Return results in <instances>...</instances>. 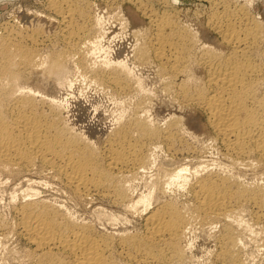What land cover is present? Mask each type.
I'll return each mask as SVG.
<instances>
[{
  "label": "bare ground",
  "instance_id": "6f19581e",
  "mask_svg": "<svg viewBox=\"0 0 264 264\" xmlns=\"http://www.w3.org/2000/svg\"><path fill=\"white\" fill-rule=\"evenodd\" d=\"M64 1L50 0L49 2L52 8L61 14L63 40L71 49L76 47L80 51L83 48L81 46H86L92 36L91 38L86 36L88 27L78 25L77 20L74 21V16L78 14L83 17L87 11L84 9L85 5L79 8V2L75 4L76 6H72L73 3L70 6L67 1ZM244 1L246 4L242 2L244 6H240L241 3L224 2L220 12L210 14L211 17L207 22L217 35L215 41L206 42L202 39L199 44V33L186 35L187 30L186 33L180 32L184 29L175 28L170 22L173 18L167 21L166 18L170 15L163 13L167 16H163L165 19H157V17L152 19L155 31L147 41L154 59L158 62V67L160 66V70L167 73V77H164L175 85V96L178 101L185 106L192 105L191 108L196 107L203 113L204 125L209 128L212 140L215 139L222 144L224 149L222 154L226 153V159L229 158L233 163L240 161L248 168L255 166L264 174V20H261L257 12L253 11L257 0ZM170 25L171 27L165 30ZM175 25L177 26V23ZM39 40L41 39L37 38L35 32L28 29L23 31L20 28L9 29L0 35V171L14 176L32 171L38 166L42 173H49L50 177L59 181L61 186L71 196L78 197L77 199L85 200L100 196L120 203L125 201L126 189L123 184L125 185L124 182L127 180H123L122 184L121 174L124 172L133 173L132 176L135 173L138 174L140 168L143 170L147 161L150 162L147 159L150 147L146 148L150 143H145L148 139L161 137V140L163 139L169 146L175 138H178L176 136L183 134L175 135L176 128L173 130L174 123L180 120H176L178 119L176 117L162 129L152 125L150 123L152 121L149 122L146 117L134 114L116 126L101 149H94V146L91 147L89 143L90 140L87 141L88 139L84 138V135L81 137L78 132V135L73 134L74 131L72 133L63 123L59 102L42 90L45 87L44 84L39 82L30 85L28 83L30 75L34 72L53 77L57 83L63 82L67 71L66 63L69 60L74 62L71 59H76L73 55H76L74 53L78 51H68L67 48L63 50V47L56 52L48 50L49 53H47L44 48L45 50L42 51L47 53L44 54L40 52L41 49L39 51L41 47ZM63 45L66 46L64 42ZM85 58L80 56L78 61L75 60L74 65L84 72L88 71L91 75L88 76L93 77V80H107L121 89L126 87L117 72L122 74L124 70L122 64L106 61L105 63L112 64L113 68L100 69L86 66ZM83 63L86 67L82 66ZM42 75H37L38 80ZM37 78H35L36 81H38ZM170 83L165 84L170 86ZM39 87H42L41 90ZM200 123L195 125L198 130L201 127ZM176 124L178 125V122ZM207 134L205 133L206 136ZM237 164L241 166L239 162ZM173 166L175 167L172 169L169 167L171 170L164 171L162 177L158 178L160 180L155 181L153 190L157 188L158 192L166 194V189L172 184L178 183L184 186L187 184V167L183 164ZM189 169L192 168L189 167ZM207 170L206 172L203 170L205 173L200 174L197 173L196 168L191 170L193 178L190 180L189 189L187 188L191 195L189 197H192V203L190 200L189 205H187L188 201H183L184 204L181 205L165 197L149 209L151 198L148 194L136 197L132 203L128 202L131 203L130 209L140 206L136 207L137 203L141 204L139 210L144 213V227L139 235H134L132 231L130 232L132 234L116 231V235H113L115 232H112V235L96 232L94 227L88 224L89 222L77 221L73 218L74 216H71L72 213L69 214L63 209L62 205L54 203L57 199L52 203L41 196L38 197L39 188L30 186L34 185L33 182H30L31 184L22 191L24 194L22 193L23 196H21L25 198H21L16 208L14 207L16 225L13 230L32 247L31 252L27 253V259L33 264H120L123 261L125 264L128 262L183 264L182 260L187 254H185V244L181 245L184 243H181V239L185 236L186 230H190L195 224L209 229L212 225L219 223L222 231L220 230L221 233L219 232L217 236L218 247L214 251L216 252L212 260L214 262L211 263L245 264L243 260L246 256L241 259L243 252L239 251L242 241L235 232L240 230L241 233L247 228L243 227L247 222L242 221L244 224L240 225L242 222L238 216L241 213L240 210L244 209L243 206L248 205L252 209V220L259 224L261 246L259 248H261V260L264 264V184H256L254 181L252 182L255 184L242 183L235 178L239 177L238 174L231 176L233 171L228 175L213 172L211 169ZM26 184L28 183H25V186ZM126 188L128 190V187ZM17 190L20 189L17 188ZM97 210L96 212L99 211ZM139 210L136 212L138 213ZM248 226L250 228V224ZM239 252H242L241 256Z\"/></svg>",
  "mask_w": 264,
  "mask_h": 264
},
{
  "label": "rangeland",
  "instance_id": "374dc122",
  "mask_svg": "<svg viewBox=\"0 0 264 264\" xmlns=\"http://www.w3.org/2000/svg\"><path fill=\"white\" fill-rule=\"evenodd\" d=\"M49 1L0 0V35L4 32L6 33L9 29L20 28V30L22 29V31L28 29L29 31H34L37 35V38L41 39L39 40L41 44V47L39 48V51L41 49L40 52H44L42 51L45 50L44 48H46L47 53H49L50 50L52 52H56L57 50H62L63 47V50L67 48L68 51H78L77 53H74L76 55H73V57L76 59H71V61L74 60V62H69V60V63H66L67 71L65 72L63 82L57 83L53 77H48L44 74L42 75V73L39 72L37 73L42 75L40 76L41 79L38 80L39 74H37L36 72L31 74L28 79V83L30 85H35L39 82L40 84H44L43 86L45 87H41L42 90L46 93L48 92V95L53 96L56 102H59V110L62 114L61 118L62 120L64 119L63 123L69 127V130L72 133L74 131L73 134H76L78 132L80 133L81 137L84 135V138L88 139L87 141H91L89 142L91 147L94 146V149L97 148V150H99L105 145L107 141L106 139L110 137L112 131L116 128V126H118L120 122L122 123L127 120V118L132 117L134 114H139L143 117H146L149 122L152 121L150 122L152 125L159 126V128L162 129L164 128V126H166L167 123H169L171 120L176 119L177 117L178 119L176 120L180 121H177L178 125L176 124L177 122L174 123L175 126L173 130L176 128L174 130L176 132L175 135H177V133L178 135H180L181 133L183 134L180 135L181 137L176 136L178 138H175L173 141L174 143L171 142L169 146L164 142L163 139L161 140V137H159L160 139L157 137L145 141L146 144L150 143L146 146V148L150 147L147 153V155L149 154V158L147 156V159L150 160V162L147 161L148 166L146 164L143 167V170H141L142 168H140V171H138L139 175L135 173L132 176L133 173H128V175L125 172L122 173L123 175L121 174L120 177L123 176L124 179L123 177L120 178V182H122L123 184V180H127L124 182L125 185L123 184V187L125 186L124 189H126L125 191L127 199L125 198V201H121L122 204L119 201L118 203L117 200L113 199V202L112 199L108 197L104 198L100 196L92 197L94 198L93 200L92 198H86L85 200H80V198L77 199L78 197H75L73 195L71 196V194L66 189H64L63 186H61L59 181L50 177L49 173H42V171L40 170L41 168H38V166L37 168L34 167L35 170L32 169V171L23 172L14 176L10 174L7 175L5 172L0 171V236L2 235L0 237L1 264L3 262V264H33L29 259H27V253L31 252L32 247L21 235L14 231L16 225V209H14V207L16 208L17 204L21 201V198L24 194L22 191L26 189V187H28V185L32 182L35 186H30L35 187V189L39 188V194H37L38 197L41 196V198L43 197V199H46L47 201L52 203L57 199L54 203L62 205L63 209H65L66 212L68 211L69 214L72 213L71 216H74V219H77V221H84L87 223L89 222L88 224L90 226H93L94 228H92L95 229L96 232H101L104 234L108 233L107 235H109V233L112 235L114 232L115 233L113 235H116V231H119L120 233L125 232L128 234L133 233L134 235H139L141 234V232H143L144 213L139 210V207L141 208V204L137 203L136 207L138 205L140 206H138L137 208L131 207L134 210L130 209V204L134 202V200H136V197L138 198L139 196L148 194V197L151 198H149V201L151 202L149 203V209L154 207L159 200L164 199L165 197H167L168 199L170 198L171 200H174L181 205L184 204L185 201H188L187 205L191 204L192 197H189L191 195L190 193H188V187H190V180H192L193 178V174L191 175L193 171L191 172V170L195 168L198 174L204 172L205 170H207V168L208 170H213V172L217 171V173L228 175H230V173L232 174L233 171V174L231 176L234 177V175L238 174L239 177L235 178L242 183L255 184L254 182H256V184H264V174L262 171L260 172L261 169L255 166V168L251 167L252 169L248 168L242 162L238 161L241 164L240 166L237 164L238 162L233 163L229 158L226 159V153L224 152L225 155H223L224 153L222 154V152L224 151L222 144L215 139L212 140L213 138L211 137L209 128L204 125V115L198 108L194 106V108H191L192 105H182L178 101L175 96V85L168 81V78H166L167 73L160 70V66L158 67V62L154 59L152 52L150 51V46L148 47L149 42L147 41L152 35H154L153 32L155 31L152 19H156V17L157 19H165L164 17L166 15H170L169 18L166 16V20L168 19L167 21L173 18L170 22L171 24H173V26H175V28H181L180 30L184 29L180 32H187L186 35H192L191 33H199V44L202 39L206 42H210V40L211 42L215 41L217 35L209 27L207 22L208 18L211 17V15H213L214 13L220 12V10L223 8L222 4H225L226 2L230 1L231 4L241 3L240 6H244V0H222L223 2L221 0H217L218 2L215 0H75L76 3H74V0H65L69 3V5L73 3L72 6H76L79 2V8H82L85 5L84 9L85 11H87L84 15L85 17H81L78 14L74 16V21L76 22L77 20L78 25L88 27L86 36L89 38H91L92 36L91 40L86 43V46H81L83 47L81 48L83 50L80 49V51L79 49H76V47H73L71 49L68 44L65 43L66 41L63 40L62 35L64 34V30L61 28L62 25L60 23L62 20L61 14L56 12L52 8V5ZM214 2L217 6L214 4ZM242 2L244 4H242ZM255 2L256 3L254 5L253 11L257 12L256 14L259 15L260 19L262 18L261 20H264V0H257ZM162 13L166 15H163ZM159 16L162 17L160 18ZM175 23H177V26L175 25ZM180 25L184 27L182 28L180 27ZM186 25L188 28L186 27ZM169 27H171V25L167 26L165 30H168ZM63 42L64 44H66V46L63 45ZM44 45L46 46L44 47ZM195 46L197 49L198 45L196 44ZM45 52L44 54H47ZM84 55L86 56V58ZM80 56H83V58H85L84 63L86 62L85 65L88 67L94 66L100 69H112L113 65L105 63L106 61L122 64L124 67L122 74L119 71L117 72L120 74L121 80L126 87L124 89H121L117 86L115 87L112 82L107 80H93V77H90L91 75L88 71H85V73L84 71H82V69L80 70L74 65L75 60L78 61L77 59ZM84 63L82 64V66H85ZM35 78H37L38 81H36ZM165 83H170V86ZM164 84L165 86L167 85V88H172H168V90L164 86ZM199 123L201 124V127L199 129L201 131L195 128V125ZM78 133L76 135H78ZM205 133H209L207 134V136H209L207 137ZM207 138H209L210 141L209 139L207 140ZM184 139H186V141ZM211 140L213 141V143ZM193 142H195V144ZM209 142L211 145L209 144ZM183 143H187L188 146H185V144ZM207 143L210 145V147ZM204 144L206 147L203 146ZM186 148L188 149L186 150ZM192 150H195L194 153H196L194 154ZM229 163L230 165L234 164V166L231 167ZM181 164H183V166L187 167L188 169L186 172L188 180L185 186L179 185L178 183L172 184L169 188L166 189V194L163 193L164 195L161 194L160 191L158 192L157 188L156 190H153L155 188V185L153 184H155V181L160 180L158 178L162 177L161 175L164 174V171L168 169L171 170L175 167L173 165L181 166ZM235 164L237 167L235 166ZM193 166H195V168ZM197 166L201 167L199 168ZM218 166H220L221 168ZM189 167L192 169L190 170ZM226 171L228 173H226ZM260 173L262 175H259ZM35 179L39 180L36 181ZM37 182L39 183L37 184ZM25 183L28 184H26L25 186ZM126 187H128V190ZM17 188L20 190L18 191ZM128 191H130V194L127 195ZM24 198L25 197H23L22 199ZM130 199H132V201ZM128 202L131 203L129 204ZM243 207V211L245 209L246 210L245 212H243L242 209L240 210L241 213H239L238 219L241 220V222H247L246 224H244L243 222L240 223V225L244 224L243 227L247 228H245L244 231L242 230L241 233L239 232L240 230H236L235 232V234L238 233L237 236H239L240 241H242L243 243H241V250H239L242 251L243 254L242 252L239 253L240 256L241 254L243 256H241V259L246 256L243 260V263L246 262L247 264H262L261 248H259L261 247L259 241L260 235L258 233L259 224L255 223L252 220L251 207L248 205ZM97 208L99 211L97 210ZM96 210L98 212H96ZM137 210H139L138 213L136 212ZM101 212L103 215L101 214ZM247 212L249 215L247 214ZM247 224H250V228ZM197 225L195 224L192 226V228H195L194 230L192 228L190 230L188 229L190 232L186 230V234L182 238L183 240L181 239V243L184 242L181 245L184 246L183 244H185V254H187V256H184L182 263L212 264L211 262H214L212 260H214V256L216 253L214 251H216L218 247V242L216 241L218 240L217 236H219V234L221 233L220 230L222 231L221 224L216 223L212 225L213 227L211 226L212 228L209 227V229L207 226H205L207 228H204ZM131 231L132 233H130ZM239 233L243 234L241 236H243L244 238L241 237ZM116 249H118V247H116ZM185 257L186 261H184ZM123 262L125 264V261ZM123 262H121L120 264H122ZM128 263L133 264L130 262Z\"/></svg>",
  "mask_w": 264,
  "mask_h": 264
}]
</instances>
